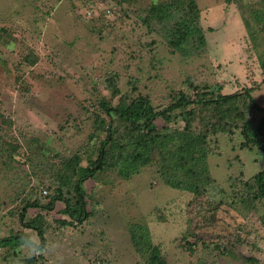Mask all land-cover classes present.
<instances>
[{
  "label": "rangeland",
  "instance_id": "1",
  "mask_svg": "<svg viewBox=\"0 0 264 264\" xmlns=\"http://www.w3.org/2000/svg\"><path fill=\"white\" fill-rule=\"evenodd\" d=\"M162 1L168 0H0V236L22 229L39 242L19 222L21 201L46 204L65 161L77 154L85 165L88 154L96 157L108 124L114 137L126 134V122L103 105L145 95L165 106L179 89L192 93V79L198 86L220 83L224 93L250 89L264 106V28L251 16L262 0H195L206 41L197 47L191 39L179 49L166 41L171 22L148 15ZM244 20L256 28L254 39ZM211 114L205 111V119ZM183 124L180 115L156 123L166 130ZM206 125L196 119L191 129ZM240 140L209 128L203 166L210 181L200 194L171 186L174 175L160 173L154 161L129 177L117 166L97 172L83 184L87 219L60 224L57 201L41 211L43 249L23 245L19 254H40L37 264H152L158 245L161 264L264 262V201H240L247 190L235 181L264 169V151ZM183 174L176 180L191 178ZM38 212L28 208L27 219ZM138 225L147 239L141 252L132 240ZM0 264H15L1 248Z\"/></svg>",
  "mask_w": 264,
  "mask_h": 264
},
{
  "label": "trees",
  "instance_id": "2",
  "mask_svg": "<svg viewBox=\"0 0 264 264\" xmlns=\"http://www.w3.org/2000/svg\"><path fill=\"white\" fill-rule=\"evenodd\" d=\"M262 5V9L253 11L251 16L256 24L264 28V0ZM176 12L179 14L175 15ZM198 14L199 8L195 0H168L153 3L148 15L150 19L171 22L165 28L166 41L170 47L179 49L191 39L197 47L205 44ZM244 23L250 39H254L256 28L245 20ZM261 63L264 64V60ZM188 85L192 93L179 89L165 106H154L145 95L133 97L128 102L120 99L115 105H103V110L108 116L114 115L120 121L126 122L128 131L123 136L114 137L116 128L108 124L104 129L106 135L100 141L96 157L88 154L85 165L80 164L81 156L77 154L65 161L66 170L59 174V184L46 204L40 203L37 199L21 201L19 222L23 228L34 229L39 242L34 241L22 229L0 236V248L10 252L15 264H37L40 259V254L23 257L18 250L23 245L34 248L35 252L43 249L46 223L43 222L44 215L41 211L53 209L54 204L59 201L63 204L59 213L64 216L60 219V224L77 225L87 219L90 213L87 210L88 192L83 184L99 171L117 166L122 177H129L137 172L140 166L154 161L159 165L160 173L174 175L167 179L171 186L200 194L210 181L206 167L203 166L207 157L205 146L209 128L214 133H225L230 138L239 134L241 147H256L264 151V106L258 104L250 89L224 93L220 83L198 86L192 79L188 81ZM209 109L213 114L210 119H205V111ZM252 111L260 113L259 119L253 118L250 114ZM179 115L184 121L180 128L166 130L165 126L160 128L156 125L159 119L168 123L176 120ZM196 119L204 121L208 129L194 132L191 125ZM125 137L128 140L123 143L122 139ZM8 145L11 147L12 144ZM193 163L195 166H202L197 170L194 169ZM181 173L191 175V178L180 177L181 179L176 180ZM235 181H240V185L247 190L245 199L240 201L249 206L264 201V169L253 174L252 178L239 177ZM30 207H37L40 212L27 219V209ZM142 229L141 225L132 228L134 233L132 240L139 252L143 250V244L147 240L141 233ZM159 251V246L155 245L149 257L152 264L162 263Z\"/></svg>",
  "mask_w": 264,
  "mask_h": 264
},
{
  "label": "built area",
  "instance_id": "3",
  "mask_svg": "<svg viewBox=\"0 0 264 264\" xmlns=\"http://www.w3.org/2000/svg\"><path fill=\"white\" fill-rule=\"evenodd\" d=\"M46 193V191H44Z\"/></svg>",
  "mask_w": 264,
  "mask_h": 264
}]
</instances>
